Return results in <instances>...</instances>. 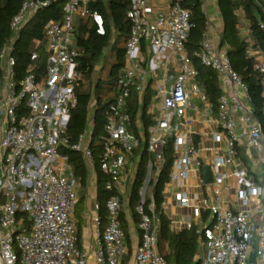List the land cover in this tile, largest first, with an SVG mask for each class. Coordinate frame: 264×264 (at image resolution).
<instances>
[{"label":"built area","instance_id":"obj_1","mask_svg":"<svg viewBox=\"0 0 264 264\" xmlns=\"http://www.w3.org/2000/svg\"><path fill=\"white\" fill-rule=\"evenodd\" d=\"M58 1L63 2V16L45 25V55L32 51L25 72L19 76L14 47L21 30L40 9ZM91 1L23 0L21 9L11 20V35L1 48L0 264H175L168 262L159 250L161 225L150 186V169L155 166L152 175L155 179L165 161V149L171 137L175 158L169 181L188 177L192 161L200 153L193 143L185 144L175 128V121L186 114L192 97L209 102L207 92L197 82L193 59L186 51L192 27L190 11L182 7L181 0H171L169 12H158L152 19L154 9L149 0H131L128 17L132 29L126 46V65L118 78L119 94L109 106L107 137L100 160L101 169L109 176L106 188L112 193L106 202L107 225L101 229L99 214L94 217L96 232L90 250L79 246L74 218L78 182L61 149L81 152L89 172H95L91 149L95 94L86 129L77 142L71 143L67 132L71 112L77 104L76 87L84 80L83 70L79 68V57L84 51L77 46V20L87 19L99 35L107 33L105 18L90 9ZM241 23L243 35L251 37L247 21ZM142 43L153 53L150 59L153 71L169 61L171 53L180 54V63L178 72L170 75L171 83L161 90V104L149 129L147 150L154 160L149 162V173L139 189L135 210L140 217L141 238L130 254L120 215L124 207H130L128 165L140 145L131 129L128 99L133 89L144 90L138 80L140 64L145 61ZM195 55L205 66L218 72L221 88L229 86L233 91L230 95L223 92L220 97L218 118L228 135L229 150L212 165L214 185L218 188L227 177L219 168L233 164V175L241 185L239 196L247 206L251 196L263 195V188L249 179L248 170L236 160L242 134L237 126L245 124L249 147L264 141L261 126L252 113L248 87L232 67L227 48L213 41L207 32ZM249 55L256 58V68L264 72V56L252 37ZM178 203L189 205L186 192L178 193ZM193 209V215L181 221V228L197 226L199 243L205 248L202 264H248L252 252L257 262L264 264V217L254 224L247 211L210 205L209 221L202 223V207L197 205ZM21 211L28 214L29 228H23Z\"/></svg>","mask_w":264,"mask_h":264},{"label":"trees","instance_id":"obj_2","mask_svg":"<svg viewBox=\"0 0 264 264\" xmlns=\"http://www.w3.org/2000/svg\"><path fill=\"white\" fill-rule=\"evenodd\" d=\"M22 2L23 0H0V51L11 35V20L21 9ZM180 3L182 7L190 11L191 15L192 27L186 43V51L193 59L198 71L197 82L207 92L213 111L218 113L220 97L223 93L219 74L215 69L205 66L195 55L200 48L209 23L204 0H181ZM217 3L223 21L222 30L220 31V45L227 48L232 67L248 87L252 113L258 120L264 135V72L256 68V58L249 55V44L252 37L255 47L264 56V27H262V25L264 26V1L217 0ZM89 7L104 16L107 33L99 35L87 19L77 20V46L84 51L79 57V68L83 70L84 80L76 87L77 104L71 112L67 132L70 142H77L79 136L86 129L90 114V103L95 94L91 149L97 176L98 214L101 220V229H103L107 225L108 209L106 202L112 193L106 188L109 176L101 169L100 160L107 137L105 125L108 119L109 106L119 94L118 78L126 65V46L132 29V21L128 17L131 0H93L90 2ZM238 9L245 12L251 37L241 33L242 23L237 14ZM62 16L63 2H53L50 6L40 9L21 30L20 37L14 47L16 69L19 76L25 72L32 51L37 50L42 56L45 55V25L50 20L61 19ZM101 61H103L102 67L97 70L96 67ZM2 75L3 69L0 60V80ZM151 99L152 94H147L141 104L137 92H133L128 99L132 126H134L139 111H141L140 116L145 124L146 135L149 126L154 123L152 116L147 113ZM173 140V137L169 139L165 149V161L155 179L152 177L155 166L150 169V186L153 188L156 214L161 225L158 241L159 250L168 262L202 264V259L198 257L200 245L197 226L179 231L172 229L171 220L163 208L164 189L170 179L175 158ZM143 146V150H137L141 153V158L130 199V206L137 222H139L140 217L135 210V206L140 199L139 189L149 173V162L154 160L153 154L147 150V142H144ZM61 152L68 157L78 185L81 187L82 195L79 198V204L85 198V191L89 182L88 165L81 152L65 147L61 149ZM236 154L245 161L243 151L239 147ZM1 202L3 200H0ZM21 217L24 220L23 228H29L30 221L27 212L21 211L19 218ZM120 218L127 237L125 211H121ZM79 236H81L80 232Z\"/></svg>","mask_w":264,"mask_h":264},{"label":"crops","instance_id":"obj_3","mask_svg":"<svg viewBox=\"0 0 264 264\" xmlns=\"http://www.w3.org/2000/svg\"><path fill=\"white\" fill-rule=\"evenodd\" d=\"M149 3L154 9L151 16L152 19L155 18L156 13L158 12H169L171 6V0H149ZM204 7L209 18L207 33L212 37L213 41L220 44V31L222 30L223 21L217 0H204ZM237 11L240 21H245V12L242 9H238ZM142 52L144 54L145 61L140 64L141 72L138 80L142 82L144 90L139 92L136 89H133L132 93H138L141 104L147 94H152L151 103L147 113L152 116V119L155 122V113L158 111L162 100L161 90L165 85H169L171 83L170 75H175L178 72L180 54L171 53L170 60L156 71H153L150 67V59L151 56H153V53L147 47L146 43H142ZM102 63L103 62L99 63V69L102 67ZM222 89L223 92L228 95L233 92L229 86H223ZM140 115L141 111H139V116L133 124L134 126H132L131 123V129L138 137L140 145L135 150V153L128 165V170L130 172V199L141 158V153L137 150H143L142 148L144 147V142H147L149 129L154 124L153 123L149 126L148 134L146 135L145 124ZM175 128L176 133L183 137L185 144L193 143L198 148L200 153L197 158L193 159L191 164L192 168L188 177L168 181L165 186L163 208L166 215L171 220V228L174 230L176 229V231L181 230V221L193 215V208L197 205L201 206L203 209L202 223L209 221L208 206L218 205L223 209L247 211L251 221L254 224H258L261 218L264 217V175L257 180V174H255L249 166L247 167L245 161L238 156L236 157V160L241 161L242 165L248 170L249 179L255 185L263 188V195L251 196L250 203L247 206L243 205L240 199L239 190L241 185L233 175V164H228L219 168L222 172L227 173V177L218 188L214 185L215 170L212 165L217 157L226 156L228 154L229 139L227 133L221 128L218 113L213 111L211 103L202 102L198 98L192 97L186 114L175 121ZM237 129L242 133L241 142L238 147L243 151L244 157L246 155H252V148H255L258 155L264 159V141L256 147H249L246 141V133L244 132L245 124L240 123L237 126ZM216 134L218 135L217 138ZM205 166H209L211 168L213 173L212 183L204 182L203 169ZM260 170L261 168L258 166L257 171ZM128 189L129 188L127 187L125 188L127 191L126 195H128ZM148 189L150 190V187ZM182 192H186L188 194L190 199L188 206H182L178 203V193ZM81 193V187L78 185V201ZM84 200L86 204V209L83 213L85 223L82 224L78 222L75 217L74 218L76 220L78 230L80 229L78 234L79 232L81 233V236H79V246L84 248L83 245H85L87 249L92 250L94 247V235L96 232L94 217L98 214L96 172H94V175L91 171L89 172V182L85 191ZM94 200H96V204L94 203ZM76 209L77 205L75 207L74 215L77 213ZM123 211H125V222L127 224L128 231L126 242L132 254L140 243L141 231L138 222L135 220L133 214L134 212L131 206L124 207ZM204 253L205 248L200 245L198 257L202 259ZM248 264H259L253 252Z\"/></svg>","mask_w":264,"mask_h":264},{"label":"rangeland","instance_id":"obj_4","mask_svg":"<svg viewBox=\"0 0 264 264\" xmlns=\"http://www.w3.org/2000/svg\"><path fill=\"white\" fill-rule=\"evenodd\" d=\"M252 150H253L252 155H246L245 156V162L247 164V167L249 166V168L252 169L255 172V174H257V180H258L261 176L264 175V159L258 155L255 148H252ZM260 164H262V165H260ZM258 166H260V168H261L260 171H257ZM91 173L94 175V172L91 171ZM263 184H264V181H263ZM81 195H82V193L80 194V197H81ZM94 203L96 204V200H94ZM85 209H86L85 200H82L78 204L77 213L74 215V217L78 220V222H80L82 224L85 223L84 222L85 218L83 217V213L85 212ZM254 243H256L255 240H254ZM83 247L85 249H87V247L85 245H83ZM93 260L94 259H92V262H93Z\"/></svg>","mask_w":264,"mask_h":264},{"label":"water","instance_id":"obj_5","mask_svg":"<svg viewBox=\"0 0 264 264\" xmlns=\"http://www.w3.org/2000/svg\"><path fill=\"white\" fill-rule=\"evenodd\" d=\"M203 176L205 183H212L213 182V173L209 166H205L203 169Z\"/></svg>","mask_w":264,"mask_h":264}]
</instances>
